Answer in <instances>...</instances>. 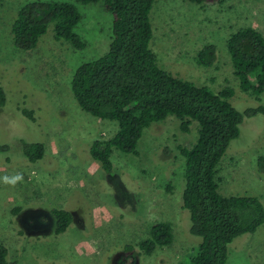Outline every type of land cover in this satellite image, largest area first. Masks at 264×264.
<instances>
[{
	"label": "rangeland",
	"instance_id": "374dc122",
	"mask_svg": "<svg viewBox=\"0 0 264 264\" xmlns=\"http://www.w3.org/2000/svg\"><path fill=\"white\" fill-rule=\"evenodd\" d=\"M31 1L0 0V84L7 93L0 106V145L6 146L0 151V241L8 248V263L192 264L202 239L191 233L183 206L185 157L178 145L196 142L198 122L188 132L175 116L153 122L136 154L114 148V170L106 172L90 147L97 138H111L118 122L84 111L71 81L81 63L109 49L112 16L101 2H76L83 14L76 31L85 48L57 39L50 26L36 48L22 51L10 30L16 12ZM150 16L151 48L163 69L216 93L231 87L234 95L227 100L241 112L264 105V93L257 98L240 88L227 47L241 27L264 34V0H156ZM209 44L217 47L218 59L205 67L196 56ZM23 109L32 110L34 119ZM25 141L44 142V157L26 159ZM217 170L223 195L257 196L264 204V114L244 117ZM53 208L67 209L74 218L58 235ZM156 221L172 223L174 240L147 254L138 243ZM128 244L135 251H127ZM226 264H264V224L234 239Z\"/></svg>",
	"mask_w": 264,
	"mask_h": 264
},
{
	"label": "trees",
	"instance_id": "16d2710c",
	"mask_svg": "<svg viewBox=\"0 0 264 264\" xmlns=\"http://www.w3.org/2000/svg\"><path fill=\"white\" fill-rule=\"evenodd\" d=\"M203 3L207 0H189ZM216 1V0H209ZM222 1V0H220ZM77 3L101 2L112 16V38L109 49L100 57L81 63L74 72L71 87L79 106L91 115L117 121L119 128L109 139L97 138L90 147L92 157L104 170L113 173L114 148L124 153H137L144 130L153 122L175 116L181 129L199 124L196 142L178 145L185 157L183 206L189 210L192 234L201 242L192 264H226L229 245L238 236L254 233L264 224V204L257 196L223 195L216 180L218 164L230 142L240 135L244 117L264 114V105L241 112L227 98L234 90L227 86L218 93L205 85L177 77L163 69L151 48L154 36L151 11L156 0H34L22 5L11 25L16 49L29 51L53 26L55 37L64 39L76 49L87 42L76 31L83 18ZM233 74L243 91L257 98L264 93V34L246 26L234 31L227 41ZM218 59L217 47L209 44L196 56L198 64L211 67ZM7 93L0 84V106H5ZM31 119L33 111L23 109ZM6 146L0 145V151ZM23 156L30 162L44 157L46 145L25 141ZM55 234L64 233L74 221L71 211L53 208ZM174 240L169 221H156L148 238L138 247L152 254L157 247ZM127 251L136 246L128 244ZM8 248L0 241V264H9Z\"/></svg>",
	"mask_w": 264,
	"mask_h": 264
}]
</instances>
